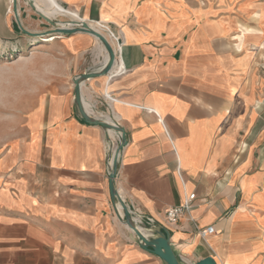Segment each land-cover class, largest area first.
<instances>
[{
  "label": "crops",
  "instance_id": "obj_1",
  "mask_svg": "<svg viewBox=\"0 0 264 264\" xmlns=\"http://www.w3.org/2000/svg\"><path fill=\"white\" fill-rule=\"evenodd\" d=\"M33 2L66 9L48 15L58 24H105L120 37L110 72L80 91L88 114L124 130L114 185L153 220L139 227H165L183 264H264V0ZM17 5L25 29L50 28ZM50 36L22 129L0 134V264H164L111 202L108 145L120 133L74 104L73 78L106 61L101 43L80 30ZM29 37L0 0V43ZM189 193L188 215L166 224L164 210Z\"/></svg>",
  "mask_w": 264,
  "mask_h": 264
},
{
  "label": "water",
  "instance_id": "obj_2",
  "mask_svg": "<svg viewBox=\"0 0 264 264\" xmlns=\"http://www.w3.org/2000/svg\"><path fill=\"white\" fill-rule=\"evenodd\" d=\"M27 4L36 12V14L41 17L48 25H50V28L46 31L41 32H35V31H29L25 29L20 22L19 16H18V0H11L12 2V12L14 15V18L16 22L18 23V26L20 30L28 35V36H47L51 35L53 33L57 34H64V33H71L77 30L80 31H86L92 35H94L103 45L105 51L108 54V57L103 64V66L99 70H92V71H85L76 77L73 78V84H74V104L77 110V113L79 116L87 123L90 124H96L100 125L101 127L105 129H111L116 132L120 133L119 142L116 145V148L113 153L112 157V165L111 170L109 173V181H108V188L110 193V199L113 204V206H116L117 203H119L120 209L122 211V215H119L117 212L119 219L125 224V226L135 235V237L139 241V245L142 248L150 250L152 253L156 254L160 257V259L163 261L164 264H183L181 260L179 259L178 255L175 253L171 241H170V233L169 231L163 227L160 224H157V226L153 227L152 229V236L147 235L142 228L137 226L131 219L130 214L128 213L127 206L123 202H119L117 197V191L115 189L114 185V179L117 171L118 166V155L122 147L125 145L126 139H125V133L122 127L119 125L112 124L106 120H103L99 117H93L90 114L86 112L84 109L82 98H81V82L92 77H96L99 75H106L110 72L111 68L114 65L115 62V53L110 45V43L106 40V38L100 34L98 31L91 28L87 22L85 21H69L70 24H58V22L51 17H48L44 15L42 12L38 11L34 5L33 0H25ZM193 264H217L212 256H206L203 257L195 262Z\"/></svg>",
  "mask_w": 264,
  "mask_h": 264
},
{
  "label": "rangeland",
  "instance_id": "obj_3",
  "mask_svg": "<svg viewBox=\"0 0 264 264\" xmlns=\"http://www.w3.org/2000/svg\"><path fill=\"white\" fill-rule=\"evenodd\" d=\"M32 14L38 16L34 10ZM28 39L24 44L13 43L6 46L0 43V134L3 127L11 135L22 129L24 109L29 108V104L33 102L30 98L38 84L35 65L42 55L40 44H47L52 36H30ZM261 53L264 54V50ZM20 56L23 59H19ZM260 57L262 58V54ZM262 74L264 75V67Z\"/></svg>",
  "mask_w": 264,
  "mask_h": 264
},
{
  "label": "built area",
  "instance_id": "obj_4",
  "mask_svg": "<svg viewBox=\"0 0 264 264\" xmlns=\"http://www.w3.org/2000/svg\"><path fill=\"white\" fill-rule=\"evenodd\" d=\"M98 25L100 26V28H102L104 30V32H106L108 34V37L112 43L111 46L114 50V53L117 50L119 51L120 46H121L120 37L116 33H114L113 31H111L105 24H99L98 23ZM123 71L124 70H121V71H119V73H121ZM112 124L118 125L117 123H112ZM118 142H116L115 144L110 143L108 145V150L110 151L109 159L107 160V164L109 167V173L111 170L113 153H114V150H115ZM177 172H178V174H180L179 168H177ZM194 198H195L194 193L186 194L180 204L166 208L164 210V213H163L165 223L169 224V225L175 224L178 221L180 216H182L183 214L188 215V212L192 207V202H193ZM118 200H119V202H123L120 199H118ZM125 205L127 206V210L131 216L132 221L137 226H139V224H141L143 222H146L148 224L149 223L151 224L153 222V220L150 218L144 219L141 217H137V216H139V214H141V212H140L139 208L136 207L135 205H133V204H131V205L125 204ZM114 208H115L116 212L119 213V209H120L119 203H117L116 206H114ZM213 232H214L213 226H207L205 228H198V230H197L198 235L202 238H205L207 235H209Z\"/></svg>",
  "mask_w": 264,
  "mask_h": 264
},
{
  "label": "bare ground",
  "instance_id": "obj_5",
  "mask_svg": "<svg viewBox=\"0 0 264 264\" xmlns=\"http://www.w3.org/2000/svg\"><path fill=\"white\" fill-rule=\"evenodd\" d=\"M35 5V4H34ZM35 7H36V9L38 10V11H40V12H42L44 15H46V16H48L49 14H55V13H60V14H62V15H66V14H68L69 12L66 10V9H64V8H62L61 6H59V5H56L55 6V8H50V7H48V8H45L44 10H42V9H40V8H38L37 7V5H35ZM51 10V11H50ZM50 11V12H49ZM48 17H50V16H48ZM79 18V17H78ZM74 21H81V20H77V19H75ZM91 28H93L94 30H96V31H98L100 34H102L105 38H106V40L110 43V45H112V43H111V41H110V39H109V37H108V34L106 33V32H103L102 31V29L101 28H99V27H97V26H95V25H93V24H88ZM101 43V42H100ZM41 45V44H40ZM101 47H102V50L105 52V59H107V57H108V54H107V52L105 51V49H104V47H103V45H102V43H101ZM34 51V50H33ZM32 53H34V52H32ZM116 53V52H115ZM19 59H23V57L22 56H20V58ZM112 69V68H111Z\"/></svg>",
  "mask_w": 264,
  "mask_h": 264
}]
</instances>
